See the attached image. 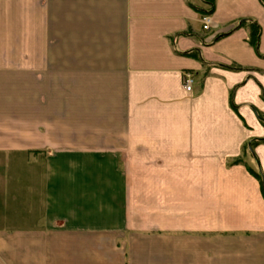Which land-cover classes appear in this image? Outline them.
Returning a JSON list of instances; mask_svg holds the SVG:
<instances>
[{"label": "crops", "instance_id": "0c3cea01", "mask_svg": "<svg viewBox=\"0 0 264 264\" xmlns=\"http://www.w3.org/2000/svg\"><path fill=\"white\" fill-rule=\"evenodd\" d=\"M206 9L0 0V264H264V5Z\"/></svg>", "mask_w": 264, "mask_h": 264}, {"label": "trees", "instance_id": "16d2710c", "mask_svg": "<svg viewBox=\"0 0 264 264\" xmlns=\"http://www.w3.org/2000/svg\"><path fill=\"white\" fill-rule=\"evenodd\" d=\"M202 1L204 4H206L210 8L209 9L210 11L213 7L215 0H202ZM259 1L264 5V0H259ZM202 13H204V11ZM244 24H245V21H240L238 26H243ZM258 37H259V28L255 24H251L250 30H249L248 43L254 48L257 46ZM231 69L237 70V68H231ZM262 142H264V140ZM254 144H255V141H250L249 146L253 147ZM235 163H237V161H235ZM248 172L250 173L251 176H253L256 180H258L259 185H260V191L264 198L263 179H262L261 174L257 170H253V169H248Z\"/></svg>", "mask_w": 264, "mask_h": 264}, {"label": "built area", "instance_id": "2783aa9c", "mask_svg": "<svg viewBox=\"0 0 264 264\" xmlns=\"http://www.w3.org/2000/svg\"><path fill=\"white\" fill-rule=\"evenodd\" d=\"M200 23H201L202 31L207 32V31L210 30V27H211L210 16H208L207 14H203L200 17ZM182 85H183L184 90L187 93H190L191 89H192V86H193V75L190 74V73H185L182 76Z\"/></svg>", "mask_w": 264, "mask_h": 264}, {"label": "rangeland", "instance_id": "374dc122", "mask_svg": "<svg viewBox=\"0 0 264 264\" xmlns=\"http://www.w3.org/2000/svg\"><path fill=\"white\" fill-rule=\"evenodd\" d=\"M209 9H210V8L207 6L206 12L202 13V15H203V14H207L208 16H210V13H209V11H208Z\"/></svg>", "mask_w": 264, "mask_h": 264}]
</instances>
